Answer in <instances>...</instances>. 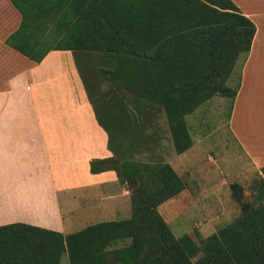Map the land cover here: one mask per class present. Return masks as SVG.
<instances>
[{
  "label": "trees",
  "instance_id": "1",
  "mask_svg": "<svg viewBox=\"0 0 264 264\" xmlns=\"http://www.w3.org/2000/svg\"><path fill=\"white\" fill-rule=\"evenodd\" d=\"M25 1L29 10L12 0L22 20L6 43L37 62L52 49L72 50L75 57L77 51L106 53L114 66L101 73L163 108L176 153L192 146L187 114L216 93L231 91L234 97L236 87L230 90L224 80L250 50L255 33L254 23L232 0ZM44 10L63 16L52 26L54 45L36 37V22L29 19ZM68 13L74 18L65 27ZM78 69L87 85L79 64ZM101 118L113 156L92 160L90 171L113 169L133 187L149 177L154 189L132 187L129 218L59 234V241L42 238L38 231L43 230L29 224L0 226V264H60L64 253L69 264H264V199L241 202L240 214L200 245L187 234L176 237L157 206L181 190L179 175L169 163L131 158L120 169L112 136L119 119L107 123ZM230 186L238 188L237 183ZM258 186L264 195L262 177ZM119 241L127 243L116 246Z\"/></svg>",
  "mask_w": 264,
  "mask_h": 264
},
{
  "label": "crops",
  "instance_id": "2",
  "mask_svg": "<svg viewBox=\"0 0 264 264\" xmlns=\"http://www.w3.org/2000/svg\"><path fill=\"white\" fill-rule=\"evenodd\" d=\"M232 1L254 23L255 33L250 50L235 64L238 80L227 126L264 179V0ZM21 20L12 0H0V226L29 224L43 230L42 238L59 241V234L83 229L66 222V213L85 208L129 218L126 182L113 169L90 171L92 160L113 152L74 52L52 49L39 62L28 58L6 43ZM190 150L176 160L185 162ZM63 259L69 264L67 253L60 264Z\"/></svg>",
  "mask_w": 264,
  "mask_h": 264
},
{
  "label": "rangeland",
  "instance_id": "3",
  "mask_svg": "<svg viewBox=\"0 0 264 264\" xmlns=\"http://www.w3.org/2000/svg\"><path fill=\"white\" fill-rule=\"evenodd\" d=\"M15 1L20 3L23 10H29L25 0ZM39 15L29 16V19L36 22V37L46 38L49 44L54 45L57 39L52 35V26L54 21L63 16L52 10L41 11ZM73 16L65 14L66 20H63L62 25L69 26ZM75 54L78 64L89 79L87 85L99 115L107 123L119 119L113 127L112 136L120 169L126 158L141 163H168L173 160L172 168L178 173L182 188L175 196L159 204L157 209L176 237L187 234L200 245L205 237L229 224L240 214L241 202L264 199L258 186L262 176L244 158L228 130L231 91L227 96L214 94L185 116L194 145L188 148L191 150L185 162L178 161L175 155L179 153L175 152L172 144L163 108L128 90L126 82L118 85L110 76L102 74L101 70L112 69L114 66V61L106 53L87 50ZM237 71L235 65L224 80L230 90L237 86ZM123 148L128 153L120 154ZM120 181L125 183L124 180ZM233 183L238 185L236 190L230 186ZM125 185L131 192L133 186ZM154 186L155 181L146 177L138 181L135 187L153 190ZM121 213L104 214L97 209L86 211L82 208L64 216L66 222H76L75 228L78 230L101 220L126 217ZM125 243L127 241H119L115 245ZM65 263L66 259H63Z\"/></svg>",
  "mask_w": 264,
  "mask_h": 264
}]
</instances>
